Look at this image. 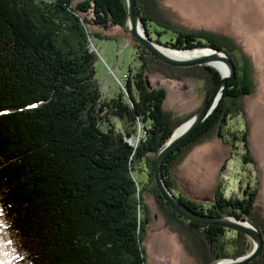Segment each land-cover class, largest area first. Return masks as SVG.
I'll use <instances>...</instances> for the list:
<instances>
[{
	"label": "trees",
	"instance_id": "obj_1",
	"mask_svg": "<svg viewBox=\"0 0 264 264\" xmlns=\"http://www.w3.org/2000/svg\"><path fill=\"white\" fill-rule=\"evenodd\" d=\"M125 1L0 0V264H148L145 198L155 167V156L149 157L174 131L164 110L167 92L149 89L146 72L155 58L144 48L140 68L130 78L125 73V93L105 98L92 39L103 36L89 28L123 26ZM141 19L153 39L160 25L144 13ZM162 30L158 36L166 33ZM166 43L187 49L202 40L179 32ZM211 44L221 47L214 40ZM190 70L173 76L211 80L207 101L220 72L209 66ZM250 90L236 73L214 111L162 164L169 188L198 213L246 219L253 209L254 193L243 199L220 193L212 208H204L179 195L171 177L172 166L191 147L212 138L213 129L224 136L227 101ZM139 121L148 134L135 147L127 137L137 132ZM242 133L249 151L247 132ZM236 137L234 133L231 139ZM137 169L146 170V180H138ZM168 214L176 217L173 211ZM191 225L203 230L218 259L237 252L234 242L226 240L236 232L221 225Z\"/></svg>",
	"mask_w": 264,
	"mask_h": 264
},
{
	"label": "rangeland",
	"instance_id": "obj_2",
	"mask_svg": "<svg viewBox=\"0 0 264 264\" xmlns=\"http://www.w3.org/2000/svg\"><path fill=\"white\" fill-rule=\"evenodd\" d=\"M79 1L82 0H74V3ZM138 1L140 17L144 13L154 18L160 25L159 29L153 32L152 40L161 41L157 43L161 45L163 53L177 58L167 52L173 48L174 52H190L182 59L197 58L215 53L208 47L213 46L211 40L217 41L221 47H213L230 56L235 74L240 72L242 81L251 85L249 94L227 101L230 118L223 127L226 134L221 137L217 130L213 129L212 138H204L201 143L191 147L180 162L172 166L171 177L175 191L179 195L186 196L209 209L215 204L217 194L223 193L226 197L243 199L254 193L256 196L253 209L250 216L243 220L244 225H252L261 233L263 246L261 253L248 264H264V0H140L141 3ZM125 2L129 14V0ZM83 15L88 18L92 14ZM89 28L93 33L103 36H92L96 45L95 50L93 48L92 50L98 55L97 79L107 99L125 93V73L130 78L140 68L139 56L144 48L151 58H155V60L152 58V63L148 65L152 69L146 72V79L149 89H165L167 92L164 110L169 123L174 127L170 138L176 137L177 130L184 125H190L189 121L207 104V91L214 85L211 80L192 76L177 79L173 74L188 71L191 67L203 66L214 68L221 76L231 73L228 63L221 59L182 66L162 60L148 50L140 38L131 31L129 16L123 26L107 23L91 24ZM159 30L166 33L161 32L163 34L158 36ZM179 32L194 33L202 40L201 45L198 48L187 49H175L168 45L166 42L174 40ZM216 61H223L228 65L227 68V65L221 62L227 69L226 74L214 63ZM172 66L182 70H173ZM222 96L223 93L218 96L219 99L213 108H216ZM116 122L125 128L124 121L117 118ZM143 123L139 121L137 132L127 137V141L135 147H138L148 134L143 128ZM244 131L247 132L249 151H246L241 141ZM234 133L237 137L231 139ZM158 151L149 158L156 157ZM246 156L249 158L245 161ZM151 174L154 180L145 198L150 218L144 234L148 264H212L215 261L225 263L253 252L256 244L254 239L242 232L247 237L245 240L238 236L241 231L230 228L237 234H231L230 237L233 238L227 237L226 240L234 242L236 245L234 249L237 252L231 251L230 255L218 259L217 251L210 246L203 230L192 226L191 223L194 221L178 212L165 198L156 181L155 167ZM136 175L139 181L147 179L145 169L144 171L137 169ZM165 210L171 214L173 211L176 217L170 218ZM208 216L217 217L211 214ZM221 217L227 216L223 214ZM235 253L237 257L232 256Z\"/></svg>",
	"mask_w": 264,
	"mask_h": 264
},
{
	"label": "water",
	"instance_id": "obj_3",
	"mask_svg": "<svg viewBox=\"0 0 264 264\" xmlns=\"http://www.w3.org/2000/svg\"><path fill=\"white\" fill-rule=\"evenodd\" d=\"M128 16H129V21L132 24L131 31L140 38V40L148 50H150L152 53H154L157 57L161 58L162 60L172 65L182 66V65H191L195 63H208L211 60L221 59L226 61L229 67L231 68V73L229 75L221 76V80L219 81V83L215 87V90L209 97L207 104L196 114L194 119L189 121L190 125L189 126L187 125L186 129L183 132H181L179 135H176V137H172V138L168 137L167 141H165V143L160 147L155 157V173H156L155 176H156V181L160 185L162 189V193L165 196V198L168 200V202L172 206H174V208L178 212L186 215L192 221L202 224L221 225L223 227L229 229L232 228L236 231H241L244 232L245 234L250 235L256 243L253 252L250 255H247L240 259H232V260L230 259V262L226 263V264H248L251 260L256 258L261 253V249L263 246V239L261 237V233L254 226L244 225L243 219H237L230 216L213 217L196 212L188 205L183 203L173 193V191L167 185L162 173V164L165 158L169 155V153L177 149V147L183 141H185L188 137H190L193 131L196 130L197 127L213 112L215 108V107L213 108V106L217 103V102L215 103L214 101H218L219 98L217 97L223 93V90L227 86L228 81L233 79L236 75L233 61L230 58V56H227L224 52H221L219 48H215L213 46H209L208 48L215 51V53L209 55H203L197 58L182 59L179 57L174 58L172 56H168L165 53H163V51H161L160 49L161 45H159L157 42H153L152 38L147 33L146 25L141 19L139 14L137 0H129ZM170 50H173V48H170ZM212 264H223V263L219 261L218 262L215 261Z\"/></svg>",
	"mask_w": 264,
	"mask_h": 264
},
{
	"label": "bare ground",
	"instance_id": "obj_4",
	"mask_svg": "<svg viewBox=\"0 0 264 264\" xmlns=\"http://www.w3.org/2000/svg\"><path fill=\"white\" fill-rule=\"evenodd\" d=\"M170 52L171 53V55H173V56H176V57H178V56H180V58H183L184 56H186V55H188L190 52H174V51H170V50H167V52ZM200 51H204V50H200ZM206 52H209V50H205ZM168 52V53H169ZM192 52H196L197 53V51H192ZM211 52V51H210ZM203 55V54H202ZM221 62H223V61H216V62H214V63H216V65L219 67V68H221L222 70H223V72H224V74H226V72H227V69H226V67H225V65L223 64V63H225V62H223V63H221ZM226 64V63H225ZM215 65V64H214ZM227 65V64H226ZM227 68H228V65H227ZM226 70V71H225ZM222 72V71H221ZM218 98V97H217ZM215 103L217 102V101H214ZM186 129V125H184L181 129H178L177 130V132H176V135H179L181 132H183L184 130ZM252 226V225H251ZM229 260V259H228ZM228 262H230V261H225V263H223V264H226V263H228Z\"/></svg>",
	"mask_w": 264,
	"mask_h": 264
},
{
	"label": "flooded vegetation",
	"instance_id": "obj_5",
	"mask_svg": "<svg viewBox=\"0 0 264 264\" xmlns=\"http://www.w3.org/2000/svg\"><path fill=\"white\" fill-rule=\"evenodd\" d=\"M207 225H209V224H207Z\"/></svg>",
	"mask_w": 264,
	"mask_h": 264
}]
</instances>
